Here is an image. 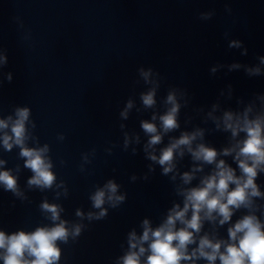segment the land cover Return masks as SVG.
<instances>
[{
  "label": "clouds",
  "instance_id": "9594fccd",
  "mask_svg": "<svg viewBox=\"0 0 264 264\" xmlns=\"http://www.w3.org/2000/svg\"><path fill=\"white\" fill-rule=\"evenodd\" d=\"M231 11V9H226ZM214 11L200 13L201 20H209ZM21 27L23 24L21 22ZM227 36V33H225ZM26 39L28 37H25ZM243 42L231 40L229 48H241ZM242 55H247L245 48ZM264 65V56L258 58ZM8 65L5 49L0 48V87L4 82L11 83L13 73H3ZM242 65L233 63L229 71ZM249 77L264 75L261 67H245ZM216 67L211 69L214 74ZM139 79L146 90L139 93L142 108L156 109L157 94L162 77L153 68L143 66L137 69ZM261 101L257 109L255 100L248 103L242 111L226 108L221 116L214 113L219 105L213 104L203 123L211 120L214 128L196 126L192 130H181V109L189 106L188 92L180 87H169L163 97L164 111H153L151 119H141L140 129L146 141L142 150L149 161L147 172L141 177L133 174L131 182L138 179L148 181L155 173L156 166L160 174L169 178L176 197L171 207L164 213L161 221L154 225L149 217L141 220L138 233L133 227L126 235V245H121L123 254L116 257L113 264H264V186L257 183L264 175V94H255ZM243 103L238 100L237 104ZM135 102L130 97L119 112L121 121L129 119ZM141 111L137 108V112ZM203 111V109H199ZM32 110L28 106H15L12 113L0 116V148L4 152L19 149L17 158L23 160V168L32 175L27 179L26 188H21L19 175L21 165L8 168V161L0 158V188L10 192L21 201H27L26 190L52 191L53 201L44 197L38 205L41 214L49 221L37 225L32 231L18 229L11 233L0 228V261L2 264H60L62 259L61 244L75 242L88 227L84 221H100L107 218L109 209H117L127 200V193L121 191V185L110 178L103 185L94 186L89 193L91 210H75L77 220L64 219L65 209L59 201L67 198L69 190L64 180L58 179L54 171L55 164L50 155L48 143L41 145L35 135L37 127L31 118ZM158 120V123H157ZM192 117L184 120L190 124ZM122 135V148L131 147L133 155L141 144V135L129 131L127 125H119ZM179 135H169L176 133ZM222 131L230 133L228 145L217 148L205 141L206 132ZM165 137L167 143L165 144ZM58 141H64L65 135H57ZM164 145L163 147H158ZM112 144L105 151L111 155ZM158 153V154H157ZM96 149L81 154V172L85 165L91 164ZM190 157L191 166L181 171L178 164L185 156ZM221 157H231V163ZM61 166L66 161L60 160ZM233 164L235 167H233ZM208 166L209 170L205 172ZM197 174H201L199 177ZM179 181V182H177ZM194 181H197L195 184ZM240 215L233 222V217ZM211 225L205 230V225ZM227 225V238L219 236V228Z\"/></svg>",
  "mask_w": 264,
  "mask_h": 264
},
{
  "label": "water",
  "instance_id": "95a60500",
  "mask_svg": "<svg viewBox=\"0 0 264 264\" xmlns=\"http://www.w3.org/2000/svg\"><path fill=\"white\" fill-rule=\"evenodd\" d=\"M237 26L264 43V0H204ZM231 9L227 11L226 9Z\"/></svg>",
  "mask_w": 264,
  "mask_h": 264
}]
</instances>
